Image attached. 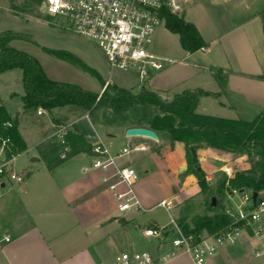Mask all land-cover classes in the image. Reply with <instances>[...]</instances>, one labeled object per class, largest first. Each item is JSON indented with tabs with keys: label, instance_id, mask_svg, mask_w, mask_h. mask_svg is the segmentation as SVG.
I'll use <instances>...</instances> for the list:
<instances>
[{
	"label": "crops",
	"instance_id": "crops-1",
	"mask_svg": "<svg viewBox=\"0 0 264 264\" xmlns=\"http://www.w3.org/2000/svg\"><path fill=\"white\" fill-rule=\"evenodd\" d=\"M179 2L181 16L196 27L205 46L193 52L185 50L180 36L169 31L164 23L154 35L151 51L174 62L151 72L145 83L134 70L138 77L102 80L90 92L102 94L108 85H114L138 93L146 84L162 98L172 101L184 92L202 90L208 95L200 97L197 113L254 121L264 113V0ZM45 73L50 79L63 82ZM24 95L22 70L12 69L0 74V105L6 107L12 120H18V131L27 147L25 152L13 156V167L16 158L24 155L34 164L44 162L46 165L23 171L27 177L21 189L8 185L2 188L0 264H112L120 235L129 230L121 226L119 218L131 220L134 217H120L114 212L109 183L103 181L106 174L94 166L93 152L79 153L50 170L39 147L50 140L61 139L65 126L79 132L92 146L100 143L112 152L113 140L134 145L132 150L136 152L147 151V146L143 145L147 141L145 137L126 135L127 130L135 126L155 131L159 140L154 142L173 139L166 131L152 128L158 114L154 107L136 106L117 114L111 109L86 110L69 105L48 112L42 108L25 109ZM139 107L149 108L150 115L138 117L135 111ZM39 109L43 111L41 114ZM103 134L108 140L105 141ZM138 146H144L145 150L137 151ZM206 147L209 146L196 148V157L197 151H202L197 158L201 165L204 154L209 152ZM213 152L215 159L221 162L223 154H232L217 149ZM221 165L222 168L229 164ZM183 166L187 167V158ZM181 171L184 177L186 169ZM211 175L207 176L208 181H212ZM161 245L160 241L157 252ZM125 247L136 250L132 245ZM217 255L222 264H235L241 252L230 253L227 248ZM164 264L194 262L189 255L181 254Z\"/></svg>",
	"mask_w": 264,
	"mask_h": 264
},
{
	"label": "trees",
	"instance_id": "trees-1",
	"mask_svg": "<svg viewBox=\"0 0 264 264\" xmlns=\"http://www.w3.org/2000/svg\"><path fill=\"white\" fill-rule=\"evenodd\" d=\"M164 17L167 29L180 36L181 45L185 50L193 52L205 46L196 27L186 22L181 15L167 11ZM13 37L9 32L0 35V74L12 69L23 71L25 109L42 108L51 112L57 107L76 105L86 110L111 109L120 114L136 106L154 107L158 114L153 119L152 128L166 131L174 141H181L186 145L187 169L183 175H195L204 194H207L210 188L206 174L196 157V148L199 145L255 156L253 170L236 172L228 180V188L225 187V182L218 185L213 195L216 197V203L213 205L211 198L203 215H195L189 224L185 219L180 220L178 224L185 234H193L198 241L204 232L217 235L232 226L234 218L226 213L225 207L226 192H231V189L257 193L258 198L264 192V113L254 121L199 114L196 111L199 99L208 95L202 90L184 92L175 96L172 101L162 98L157 92L146 87V84L138 93L114 85H108L102 94L93 93L76 84L50 79L35 58L7 46ZM45 51L56 58L80 66L91 75L99 76L94 69L70 52L48 48H45ZM7 123H11V126ZM0 138L8 140L5 149L9 158L27 150L18 131V120H12L3 105H0ZM65 147L70 149L67 159L82 152H93V146L83 135L65 126L61 139L50 140L39 147L40 155L47 163L48 169L52 170L67 160L60 157ZM119 222L125 226L128 221L119 218Z\"/></svg>",
	"mask_w": 264,
	"mask_h": 264
},
{
	"label": "rangeland",
	"instance_id": "rangeland-1",
	"mask_svg": "<svg viewBox=\"0 0 264 264\" xmlns=\"http://www.w3.org/2000/svg\"><path fill=\"white\" fill-rule=\"evenodd\" d=\"M8 32L14 35L7 45L9 48L23 51L35 58L44 68L43 70L54 79L77 84L84 90L90 91L92 87L100 85L102 80L138 77L134 70L124 71L112 68L102 49L95 42L76 35L68 28L65 20L47 15L43 0H0V35ZM45 48L72 53L96 70L99 76L91 75L78 65L50 55ZM136 110L138 111H135L137 112L135 114L138 117L140 115L141 118L151 113L147 107H139ZM102 136L105 141L108 140L106 134ZM146 140L143 145H146L148 149L145 152L133 151L134 145L122 144L115 140H113L114 151L112 152L109 148L112 155L121 153L124 147L130 150L129 154L119 159V163L133 167L138 173L139 178L133 189L141 203V209L138 212H120L115 200L111 199V206L120 217L124 215L134 217L131 220L124 218L128 221L125 226L129 230L120 235L119 245L115 251L117 255L130 249H126V245H132L136 250L156 253L160 240L145 236L144 229L165 228L166 236L169 237L165 243L168 245L170 239L176 236L170 231L174 227V222L178 224L180 220L185 219L189 224L192 217L204 214L207 203L211 198H216L213 195L218 185L224 182L227 184L230 179L220 170L221 164L227 162L233 169V175L236 172H246L255 168L253 154L226 153L223 154L224 160L221 162L211 153L214 149L206 147L209 152L203 153L204 162L200 166L206 174V180L210 173L213 174L211 175L213 179L207 180L210 189L207 194H204L195 175L188 174L182 177L181 170L187 169L183 166L186 163L184 144L169 139H163L162 143L154 142L150 138ZM197 153L198 158L202 151ZM208 160L211 163L208 164ZM43 166H46L44 162L32 163L28 155L20 156L14 161L15 170L19 172L28 170L29 167ZM225 187L228 188V185ZM230 195V192H226L225 207L237 209V206L241 204V196ZM259 198L264 200V192ZM163 201L170 202L173 207L166 209L160 206ZM119 223L125 227L121 222ZM203 235L207 234L204 232ZM209 241L212 242V240ZM257 245L256 240L248 238L242 232L236 239V243L225 242L222 246H218V253L227 248H230V253L240 250L241 257L235 264H261L254 258ZM215 258L212 260L213 264H222L219 257Z\"/></svg>",
	"mask_w": 264,
	"mask_h": 264
},
{
	"label": "built area",
	"instance_id": "built-area-1",
	"mask_svg": "<svg viewBox=\"0 0 264 264\" xmlns=\"http://www.w3.org/2000/svg\"><path fill=\"white\" fill-rule=\"evenodd\" d=\"M47 15L65 20L68 28L76 35L95 42L103 51L112 68L124 71L136 70L142 83H145L153 71H160L168 63L174 62L154 54L151 51L154 35L159 26L165 23V12L181 15L179 0H43ZM39 114L43 111L39 109ZM11 126V123H7ZM0 184L11 188L23 187L27 174L13 167L14 157L6 153L8 140L0 138ZM145 150L144 146L135 148ZM70 149L65 147L61 159H67ZM94 166L106 175L104 182L109 189L120 212H138L141 203L133 186L138 181V173L133 167L119 163V159L130 153L124 148L121 153L111 152L98 143L93 146ZM229 178L233 169L229 165L221 168ZM108 174V175H107ZM229 186V184L227 183ZM0 188V198L2 197ZM231 195H240L241 204L237 209L229 208L226 213L234 218L232 226L217 235H201L197 241L193 234H185L179 224L174 222L170 230L176 236L165 240V228L149 227L144 229L147 237L162 241V248L156 254L147 250H126L116 255L112 264H164L181 254L189 255L194 264H213L218 246L225 242L236 243L244 232L250 239L257 241L254 258L264 264V200H253L250 191L231 189ZM160 206L171 209L170 202H161ZM6 240H9L7 237ZM209 240H212L210 242Z\"/></svg>",
	"mask_w": 264,
	"mask_h": 264
},
{
	"label": "water",
	"instance_id": "water-1",
	"mask_svg": "<svg viewBox=\"0 0 264 264\" xmlns=\"http://www.w3.org/2000/svg\"><path fill=\"white\" fill-rule=\"evenodd\" d=\"M15 7V5H14ZM127 136H141V137H146V138H150L151 140L154 141H158L159 138L156 134L155 131L149 129V128H144V127H133L127 130L126 132ZM5 187V183H1L0 184V188ZM258 198V194L257 193H253V200L256 201ZM216 203V199L213 198V205Z\"/></svg>",
	"mask_w": 264,
	"mask_h": 264
}]
</instances>
